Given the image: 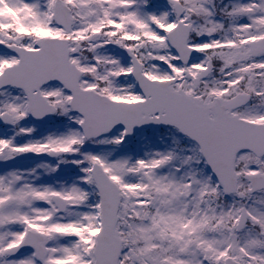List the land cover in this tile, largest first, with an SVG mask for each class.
Instances as JSON below:
<instances>
[{
    "label": "snow or ice",
    "instance_id": "6c2138e0",
    "mask_svg": "<svg viewBox=\"0 0 264 264\" xmlns=\"http://www.w3.org/2000/svg\"><path fill=\"white\" fill-rule=\"evenodd\" d=\"M0 264H264V0H0Z\"/></svg>",
    "mask_w": 264,
    "mask_h": 264
}]
</instances>
